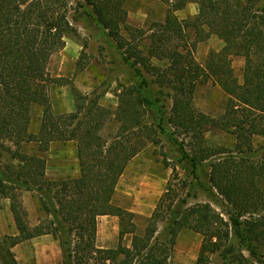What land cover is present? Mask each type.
<instances>
[{"label": "trees", "instance_id": "obj_1", "mask_svg": "<svg viewBox=\"0 0 264 264\" xmlns=\"http://www.w3.org/2000/svg\"><path fill=\"white\" fill-rule=\"evenodd\" d=\"M163 1L168 6L164 21L153 25L145 54L136 42L137 33L143 35L145 31L124 24L125 0H0V140L34 141L42 152L53 141H74L79 166L75 178L51 180L45 174V158L18 148L8 150L17 163L3 166L0 198L9 201L17 234L0 237V264H18L12 248L46 234L58 241L63 264H168L175 238L184 228L202 236L194 264H209L210 255L222 251L232 255L228 264H264L259 257L264 246V160L256 161L251 151L252 137L264 136V0ZM72 2L84 13L87 7L91 9L96 24L117 42L134 71L133 83L118 94L114 118L119 126L109 138L101 131L110 112L97 99L75 92L73 112L54 114L51 109L48 87L55 79L47 64L64 46L65 36L75 31L68 18ZM188 3L197 4V14L178 19L175 11ZM121 25L127 37L119 33ZM191 33L193 42L214 34L224 46L220 51H210L205 64L200 65L190 51L182 52L179 44H172ZM233 55L244 57L242 83L233 73ZM152 58L164 64L156 65ZM142 67L153 81L143 75ZM200 75L204 80L213 79L228 94L219 116H210L192 105ZM152 82L172 86L175 93L170 95L168 114L150 127L145 119L155 100L144 91ZM35 106L42 108V116L38 132L30 134L28 125ZM252 115L258 116L259 122ZM213 128L235 136L233 150L205 144L203 134ZM133 130L143 141L130 144L127 134ZM160 134H167L178 145L181 161L189 164L193 174L203 162H209L208 182L233 210L229 220L209 203L183 207L182 199V207L175 206L168 181L143 235L135 234V214L115 205L112 198L130 159L146 142L158 144ZM180 135L189 140L180 141ZM21 191L36 193L38 210L44 217L35 225L29 224ZM100 215L119 218L115 248L95 246ZM160 221L166 225L162 240L157 239ZM127 234L132 235L130 246L123 242ZM233 237L242 248L237 253L230 244ZM90 259L95 262L90 263Z\"/></svg>", "mask_w": 264, "mask_h": 264}, {"label": "rangeland", "instance_id": "obj_2", "mask_svg": "<svg viewBox=\"0 0 264 264\" xmlns=\"http://www.w3.org/2000/svg\"><path fill=\"white\" fill-rule=\"evenodd\" d=\"M169 1L174 3V0ZM70 6L68 18L75 31L65 36L64 46L51 55L47 64L50 76L55 79L48 87L51 109L54 114L73 112L75 92L95 98L110 112L109 120L101 131L103 137L109 138L117 133L119 126V122L114 118L118 107V94L124 86L133 83L134 71L124 60L125 54L118 50L117 42L96 24L91 16V9L87 7V13H84L81 9H76L75 2L70 3ZM123 8L127 13L124 24L145 31L143 35L137 33L136 42L139 43L142 53L146 54L147 46L150 44L148 35L153 31V25L164 21L168 8L167 2L163 0H125ZM197 12V4L188 3L184 8L175 11V15L183 20L194 17ZM120 28L119 33L127 37L128 32L124 29V25ZM194 38L191 33L187 39H176L172 44H179V50L182 52L190 51L194 60L200 65L205 64L210 51H220L224 46V42L214 34L209 35L203 41L193 42ZM151 62L156 65L164 64L163 61L155 58H152ZM231 66L238 82L242 83L244 57L231 56ZM142 72L148 81H153V77L143 67ZM197 81L192 105L210 116L221 115L224 112L228 94L211 78L204 80V76L200 75ZM152 83L144 91L145 96L155 100L149 109V118L145 119V123L150 127L154 126L160 117L168 114L172 106L170 95L175 93L172 86L161 87ZM237 107L240 111V106ZM41 116L42 108L33 107L28 125L30 134L38 132ZM252 117L257 118L258 116L252 115ZM256 121L259 122L258 118ZM165 127L169 129L168 125ZM127 135L130 144L138 140L143 141L137 130ZM203 138L206 145L213 148L220 147L225 151L233 150L236 143L233 134L219 128L205 131ZM178 139L180 141L189 140L184 135L178 136ZM159 141L158 144L146 142L130 159L117 182L112 198L113 203L133 212L134 222L143 233L152 210L170 181L169 194L173 197L175 206L179 204L181 207L182 205L186 207L196 203H209L225 220H229L233 210L219 194L211 189L208 182L209 162H203L193 174L189 164L181 161L178 145L170 140L167 134H160ZM0 145L3 147L0 149V175L4 165L17 163L8 151L17 148L25 154L45 158V174L48 172V175L46 174L48 179L75 178L79 174L74 141H53L45 152L40 151L38 144L34 141L16 143L3 137ZM186 148L189 150L190 145L187 144ZM251 151L254 152L253 158L256 161L264 160L263 135L252 137ZM173 166L175 170H172ZM182 183H185V186H182ZM21 199L27 210L30 225H35L43 219V212L38 210L35 192L21 191ZM182 199H185V203L181 205ZM5 206L9 209V201L1 198L0 237L8 235L11 227L13 233L10 234L16 233L10 209L9 212L4 211ZM165 226L162 221L158 223L157 239L162 240L166 237ZM201 241L200 234L187 228L182 229L175 238L168 264H194ZM230 244L234 253L242 249L235 237ZM12 251L18 264H63L59 243L51 235L48 236V241L41 239L33 242L24 241L12 248ZM259 251L260 259L264 260V246ZM243 253L248 256L247 251L243 250ZM231 259L232 255L227 256L224 251L216 252L210 255L209 264H228ZM89 262L94 263L95 260L90 259ZM106 264L110 263L106 262Z\"/></svg>", "mask_w": 264, "mask_h": 264}, {"label": "crops", "instance_id": "obj_3", "mask_svg": "<svg viewBox=\"0 0 264 264\" xmlns=\"http://www.w3.org/2000/svg\"><path fill=\"white\" fill-rule=\"evenodd\" d=\"M46 174L48 175V172ZM3 199H6V198H3ZM3 210L6 212H9V209L7 206H5V208H3ZM135 226H136L135 227V234H137L139 236L143 235L144 232L142 233V229H140V227H138V225H136V224H135ZM15 230H16V228H15ZM16 232H17V230H16ZM8 233H9L8 235H15L16 234V233L10 234V233H13L12 227L10 229V232H8ZM118 235H119V218L117 216L100 215L97 217L96 237H95V246L97 248H100V249L115 248L117 246V243H118ZM48 236H49L48 234L41 235V236L34 237V238H31V239L26 240V241H32L33 242V241L39 240V239L48 241ZM131 240H132V235L127 234L124 237L123 242H125L126 246H130ZM128 241H129V243H128ZM23 242H21V243H23ZM21 243H19V244H21ZM19 244L15 245V246H18Z\"/></svg>", "mask_w": 264, "mask_h": 264}]
</instances>
